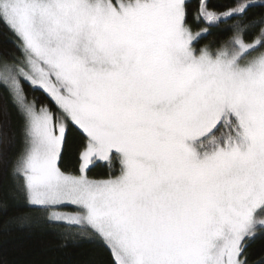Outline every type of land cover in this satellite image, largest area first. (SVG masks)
<instances>
[{
    "label": "snow or ice",
    "instance_id": "1",
    "mask_svg": "<svg viewBox=\"0 0 264 264\" xmlns=\"http://www.w3.org/2000/svg\"><path fill=\"white\" fill-rule=\"evenodd\" d=\"M0 24L20 53L0 55L23 120V149L0 160L13 197L94 236L113 264H250L264 235V0H0ZM214 34L227 38L198 47ZM73 130L78 175L57 163ZM114 158L118 175L87 176Z\"/></svg>",
    "mask_w": 264,
    "mask_h": 264
},
{
    "label": "trees",
    "instance_id": "2",
    "mask_svg": "<svg viewBox=\"0 0 264 264\" xmlns=\"http://www.w3.org/2000/svg\"><path fill=\"white\" fill-rule=\"evenodd\" d=\"M226 4L229 0H215ZM223 10V9H221ZM228 25H221L219 32ZM11 34L0 24V55L20 53L8 39ZM226 35H210L199 42V46ZM29 99L37 98L38 104L52 102L39 90L24 83ZM23 120L8 93L0 87V160L14 159L23 149ZM14 137V142L13 141ZM84 138L78 131H70L63 147L58 167L65 173L78 174L80 152ZM119 172L118 161L94 162L86 172L92 179L107 178ZM12 183L6 167L0 164V264H113L109 250L94 236L85 238L75 229L60 223H50L41 211L25 204L22 195L13 197ZM250 264L264 258V235L256 238L248 249Z\"/></svg>",
    "mask_w": 264,
    "mask_h": 264
},
{
    "label": "rangeland",
    "instance_id": "3",
    "mask_svg": "<svg viewBox=\"0 0 264 264\" xmlns=\"http://www.w3.org/2000/svg\"><path fill=\"white\" fill-rule=\"evenodd\" d=\"M24 146V145H23ZM118 161V160H117ZM94 162H99V163H108V162H106V161H100V160H95ZM58 163V162H57ZM80 163H81V161H80ZM118 165H119V161H118ZM90 166V165H89ZM80 167V166H79ZM119 169H120V165H119ZM79 174V173H78ZM78 174H76V175H78ZM118 174H119V172H118ZM118 174H116V175H118ZM108 178V177H107ZM107 178H101V179H107ZM92 179V178H91ZM25 204L27 205V203H26V201H25ZM28 206V205H27ZM62 210L63 211H74V209L71 207V206H67V205H65V206H63V208H62ZM43 213V215L45 216V219L48 221V222H50L48 219H47V213L46 212H42ZM50 223H57V222H50ZM60 224H63V223H60ZM65 225V224H64ZM85 238H89V235H83Z\"/></svg>",
    "mask_w": 264,
    "mask_h": 264
}]
</instances>
